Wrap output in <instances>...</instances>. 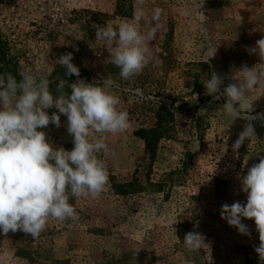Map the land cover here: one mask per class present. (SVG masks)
I'll return each mask as SVG.
<instances>
[{"label":"rangeland","instance_id":"rangeland-1","mask_svg":"<svg viewBox=\"0 0 264 264\" xmlns=\"http://www.w3.org/2000/svg\"><path fill=\"white\" fill-rule=\"evenodd\" d=\"M138 0H0V35L16 57L18 72L28 68L48 78L55 94L57 63L73 53L80 79L99 81L120 97L130 127L108 134L110 151L98 154L106 163L109 182L98 198L70 197L78 221L49 220L38 238L22 231L0 232V264H239L258 261L259 235L253 220L244 219L251 236L242 235L221 219L225 203H246L240 179L264 156V119L252 121L256 136L238 152L232 144L247 119L264 114V87L250 94L237 117L222 110L225 98L206 95L203 82L215 71L232 83V66L261 63L251 53L264 38V0H144L145 17L163 9L160 27L150 43V63L139 76L120 77L107 63L109 55L95 28L130 20ZM264 71V65H257ZM57 82V83H56ZM66 91L70 92V88ZM253 101V102H252ZM252 102V108H251ZM49 115L57 110H47ZM161 119L153 159L144 140L135 135ZM61 127L38 129L55 149L73 148L67 117ZM98 135V134H97ZM247 161V163H246ZM114 182H133L128 194H117ZM173 229L175 231H173ZM197 231L206 245L189 251L185 234Z\"/></svg>","mask_w":264,"mask_h":264},{"label":"clouds","instance_id":"clouds-1","mask_svg":"<svg viewBox=\"0 0 264 264\" xmlns=\"http://www.w3.org/2000/svg\"><path fill=\"white\" fill-rule=\"evenodd\" d=\"M144 0H138L130 20L118 25L108 22L95 28V39L103 42L109 53L106 62L120 69V77L129 80L139 76L150 63V43L160 27L163 9L152 10V24L141 28L145 17ZM251 53L259 56L264 65V38L256 41ZM65 68V75L78 79L68 82L57 76L55 94L50 85L54 81L39 79L28 68L21 69L18 81L11 72L0 74V232L22 231L38 238L46 230L48 221H78L79 213L70 197L98 198L109 182L106 163L99 157L108 153V134L125 132L130 127L126 110L119 108L120 97L106 90L104 82L80 79V70L72 62L73 53L62 54L56 60ZM257 65L232 66L231 79L226 87L225 77L213 71L203 82L206 95L225 98L222 110L237 117L249 104L250 94L264 87V71ZM70 88V92L66 91ZM253 102V101H252ZM251 102V108H252ZM57 111L51 115L48 109ZM61 115L67 117V132L73 148L55 149L42 130L50 124L61 127ZM264 119V114L247 119L243 131L232 144L238 152L246 140L256 136L252 121ZM98 134V135H97ZM247 163V161H246ZM240 191L246 203L235 201L221 206L220 216L242 235L251 236L244 219L253 220L259 235L254 248L258 264H264V156L248 168L240 179ZM173 231H175L173 229ZM183 243L191 252H199L205 238L197 231L185 234Z\"/></svg>","mask_w":264,"mask_h":264},{"label":"trees","instance_id":"trees-1","mask_svg":"<svg viewBox=\"0 0 264 264\" xmlns=\"http://www.w3.org/2000/svg\"><path fill=\"white\" fill-rule=\"evenodd\" d=\"M11 72L16 76L19 81L21 77L18 75V62L16 57L9 53L8 43L0 35V74ZM57 83V82H56ZM161 119L157 118L156 124L150 128H139L135 130V135L144 140L145 151L148 153L149 158L153 159L155 154L156 145L160 137ZM113 187L117 194H128L133 190V182L117 183L114 182ZM239 264H258V261L252 258L245 257V259Z\"/></svg>","mask_w":264,"mask_h":264}]
</instances>
